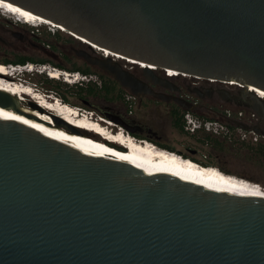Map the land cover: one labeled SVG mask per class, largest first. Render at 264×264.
I'll list each match as a JSON object with an SVG mask.
<instances>
[{"label":"water","instance_id":"95a60500","mask_svg":"<svg viewBox=\"0 0 264 264\" xmlns=\"http://www.w3.org/2000/svg\"><path fill=\"white\" fill-rule=\"evenodd\" d=\"M3 1L88 46L159 69L234 80L264 119V97L246 88L264 91V0ZM75 54L134 98L169 100L149 84L172 90L154 69L143 67L142 80L113 57ZM0 106L21 107L3 91ZM2 107L0 264H264V196L216 192L132 168L87 145L57 116ZM237 126L264 136L258 125Z\"/></svg>","mask_w":264,"mask_h":264},{"label":"rangeland","instance_id":"374dc122","mask_svg":"<svg viewBox=\"0 0 264 264\" xmlns=\"http://www.w3.org/2000/svg\"><path fill=\"white\" fill-rule=\"evenodd\" d=\"M57 29L58 28L44 24L35 27L28 24L18 23L15 22L13 18H10L9 15H3L0 11V65H7L1 62V58L14 60L17 56H27L34 59L47 60L45 63L46 68H42L40 64H33L32 66L36 70L31 73L24 72L22 81H16L17 83L31 86L34 90H37L42 94L44 93L46 96L51 97V99H56L57 95L52 91L47 92L45 89L46 86L42 80L44 76L49 77L47 73H51V70H54L51 68H56L54 66L58 61L65 62L64 64L67 66L71 63L77 65L87 63L75 54V51L79 49L84 50L93 56H102L99 51L90 48L87 44L81 42L67 32L58 29L59 36H55ZM118 62L121 65H127L123 66V68L130 70L134 74L142 75V68L139 67V65L132 64L126 60H120ZM17 69L22 70L21 67ZM26 69H28V67H26ZM60 70H57V68L55 69V71H59L58 73H60ZM165 74L166 73L163 69L160 70L157 68L155 70V75L168 77ZM66 75L67 73L65 74V77L69 78ZM62 77L66 79L64 75H60L57 79L65 81ZM77 77L78 76L76 75L75 78ZM90 77L91 76H88L87 78ZM92 79L97 80L96 76H92ZM68 81H70L71 84L78 82L76 79H72V77H70ZM229 86H233L230 88L233 92L240 91L239 86L230 84ZM26 98L27 100H25L26 102L23 101L21 108L32 109L29 105V102L32 101H30V98ZM69 98L71 103H68V105L81 110L91 111L94 120L100 116L107 119V121L115 123L112 116H118L123 120L128 117L134 118L157 131L158 134L165 135L161 139L163 142H175L177 143L175 145L178 148H182V150L183 146L198 149V161L211 164L205 166L217 167L222 170V172L224 171V173L228 172L232 176L258 184L264 188V155H261L256 151V147L259 143L264 145V137L260 135L256 137L253 134L248 133H245L246 137H243V131L232 122H228V126L225 124L226 122L224 124L217 122L218 133L211 132L208 134L204 131H197L198 133L196 135L207 138V141L203 144H197L194 140H186L183 142L179 139L180 131L173 125V119H171L166 113L169 106L161 101L158 102L145 98H131L129 95H126L125 100L129 102L127 107L126 104H122L121 102L109 103L102 99H91V107L89 110L82 107L80 101L75 96L71 95ZM231 109H233V112ZM231 109L230 112L234 113L236 116L238 111L246 112L247 116L251 115L253 112L246 101L233 103ZM104 113H106L107 116H105ZM187 116L200 119V117H195V115L191 113ZM123 129L125 130V133L131 135L135 139L146 140L142 139L144 138L143 136L137 137L129 130L125 128ZM206 134H208V137ZM255 137L258 139L257 141L254 139ZM216 139L221 142L219 145L214 143ZM195 163L199 164L198 162Z\"/></svg>","mask_w":264,"mask_h":264},{"label":"bare ground","instance_id":"6f19581e","mask_svg":"<svg viewBox=\"0 0 264 264\" xmlns=\"http://www.w3.org/2000/svg\"><path fill=\"white\" fill-rule=\"evenodd\" d=\"M0 7L13 12L16 16H19L20 19H25L26 22L33 24H47L48 26L58 28L59 30L68 33L65 28L54 25L48 20L35 15L16 4L0 0ZM7 15L13 17L11 13H6V16ZM72 35L81 42L88 43L84 38L74 34ZM89 47L99 51L104 56H110L117 60H126L132 64L139 65L141 68L148 67L154 70L157 69L156 66L130 58H125L119 54L112 53L107 49L100 48L93 44ZM1 70H6L4 65L0 66V71ZM163 70L167 72L168 75L170 74V76L175 74L188 76L172 69ZM58 72L59 71L51 70L50 75L59 77L61 74ZM219 82L226 83L228 85H239L234 80ZM246 88L249 91L255 92L258 96L264 97V91L259 90L252 85H248ZM0 91L8 93L17 100H20V105L23 101L27 100L26 97H28L30 98V101H32L35 108L22 109L20 106H17L16 109H12L10 107H0L48 119H52L50 114L57 116L72 125L75 129H78L84 135L85 143L87 145L114 158L121 159L123 162L132 166V168L143 170L150 174H170L195 186L216 192H227L248 196H264V188L258 184L226 174L217 167L197 164L191 159L183 158L179 154L162 149L149 141L135 139L131 135L125 133V130L122 127L113 122L109 121L108 123L110 126L107 127L106 125L101 124L99 120L96 121L89 115L80 113L78 108L72 107L67 103L60 101L58 98L51 99V97L34 90L29 85L17 83L16 80L8 75L0 74ZM115 127L116 129H114ZM88 130L92 133H94L93 130L101 132L104 136L101 137L99 134H97V136L98 138H103L104 140L101 141L97 139V136L90 135L87 132Z\"/></svg>","mask_w":264,"mask_h":264},{"label":"flooded vegetation","instance_id":"af4514ba","mask_svg":"<svg viewBox=\"0 0 264 264\" xmlns=\"http://www.w3.org/2000/svg\"><path fill=\"white\" fill-rule=\"evenodd\" d=\"M6 60L9 61L6 62L5 64L7 65L14 64L11 61L12 59L1 58V62L3 63ZM64 63L65 62L63 61L57 62L58 65L67 66ZM121 66H127V65L123 64ZM165 73H166L165 75H167L168 77H162V76L159 77L167 79L173 86L172 90L163 88L159 85H153L152 83L149 84L151 85L153 90L163 92L168 96L169 100L167 102L164 101L161 102L169 106L166 113L171 119H173V122L175 119L179 117H182L181 119L183 120L186 114L191 113L195 115V117L196 116L200 117V119L203 121L212 120L216 122H221V124L222 123L224 124L226 122L225 124L227 126L229 125L228 122H232L236 126L237 124H243L245 127L258 125L259 128L262 131H264V119H259L257 116L256 117H252L251 115L247 116L246 112H242V111H238L237 116L234 115V113L230 112L231 110L233 112V109H231L233 103H241L243 101L245 102V99L242 96L241 88L240 91L233 92L230 90V88L233 86L226 85V83L224 84L219 81L211 80L208 78L195 77L191 75L184 76L182 74H175L174 76H169L167 72ZM134 75L142 80H145L143 75H137V74ZM141 98L152 99L159 102V100L154 99L151 96H143ZM175 99H180L185 103L189 104L191 106V110H185L184 108L180 107ZM124 120L126 121L129 127L128 130L137 137L143 136L145 139H149L160 145L166 146L167 148L173 150L172 152L179 154L183 158H188L193 161L198 160V149L183 146V150H182V148H178L175 145L177 144L175 142L172 143L163 142L161 139L165 135L158 134L157 131L148 127L146 124L141 123L138 120L131 117H128ZM238 128L243 131V137H246L245 133L252 134L251 133L252 131L248 129H242L240 127ZM197 133L198 132L195 133L187 132L183 127V130L180 131L179 139L180 141L183 142L186 140H194L197 144H203L204 142L207 141V138L200 137L196 135ZM207 135L208 134H206V136ZM257 140L258 139L256 138V141ZM214 143L219 145L221 142L218 139H216Z\"/></svg>","mask_w":264,"mask_h":264},{"label":"trees","instance_id":"16d2710c","mask_svg":"<svg viewBox=\"0 0 264 264\" xmlns=\"http://www.w3.org/2000/svg\"><path fill=\"white\" fill-rule=\"evenodd\" d=\"M55 36L57 37L59 36L58 29L56 30ZM8 61L9 60H6L4 64ZM11 61L17 65H24L27 63L45 65L47 60L34 59L27 56H17L14 60ZM54 67H56L57 69L58 68L62 69L63 71L69 73H79L86 77L91 76L87 80H79L78 82H74L72 84L53 77L44 76L42 82L46 86L45 87L46 91L54 92L57 95L58 99L60 98V101L67 104L71 103L69 97L72 95L75 96L80 101L82 107L89 110L91 107V99H102L109 103L121 102L122 104L123 103L126 104V106L128 107L129 102L125 100V97L126 95L130 96V94L126 90L121 88L114 79H112L105 72L97 69L96 67L90 66L87 63H84L83 65H77L75 63H71L69 66H61L56 63ZM92 76H96L97 80L92 79ZM181 118L182 117H179L175 119L173 122V125L179 131L183 130V120ZM146 140L153 142L155 145H157L162 149H166L171 152L173 151L167 148L166 146L160 145L154 141H151L149 139ZM256 151L259 154L264 155V145L262 143H259L256 147ZM194 161L198 162L200 165L202 164L203 166L211 165L198 160H194ZM225 173L229 174L228 172Z\"/></svg>","mask_w":264,"mask_h":264},{"label":"built area","instance_id":"2783aa9c","mask_svg":"<svg viewBox=\"0 0 264 264\" xmlns=\"http://www.w3.org/2000/svg\"><path fill=\"white\" fill-rule=\"evenodd\" d=\"M66 76L67 77L70 76V77H72V79H76L77 81H79V80H87L88 79L86 76L81 75V74H79V76L77 78H75L76 75H72L71 76L69 74V75H66ZM169 76H170V74H169ZM66 79L69 80V78H66ZM130 97L134 98L131 95H130ZM187 115L183 118V127L185 128V130L187 132L195 133L197 131H204V132H207L208 134L211 133V132L218 133V126H217V122L216 121H212V120L203 121L201 119L188 117ZM251 116L252 117H256L257 115L254 112H252ZM251 133L254 136H256V137L258 136L256 134H254L253 132H251ZM256 137L254 139H256Z\"/></svg>","mask_w":264,"mask_h":264},{"label":"clouds","instance_id":"9594fccd","mask_svg":"<svg viewBox=\"0 0 264 264\" xmlns=\"http://www.w3.org/2000/svg\"><path fill=\"white\" fill-rule=\"evenodd\" d=\"M96 51H97V50H96ZM32 65H33V64H32ZM28 66H29V64H28ZM40 66H44V67H45V65H40ZM19 67L22 68L21 71H22L23 73L26 71V67H27V66H25V67H24V65L16 66V68H19ZM23 73H22V74H23ZM76 75L79 76V73H77Z\"/></svg>","mask_w":264,"mask_h":264}]
</instances>
